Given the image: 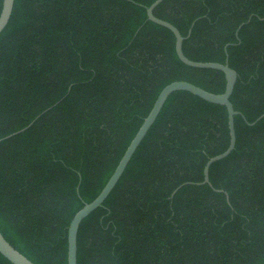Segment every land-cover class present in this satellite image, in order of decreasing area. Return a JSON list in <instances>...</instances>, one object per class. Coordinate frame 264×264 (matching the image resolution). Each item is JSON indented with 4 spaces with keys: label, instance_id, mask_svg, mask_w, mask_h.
<instances>
[{
    "label": "trees",
    "instance_id": "obj_1",
    "mask_svg": "<svg viewBox=\"0 0 264 264\" xmlns=\"http://www.w3.org/2000/svg\"><path fill=\"white\" fill-rule=\"evenodd\" d=\"M154 1L15 0L0 34V138L39 117L0 141V231L36 264H68L70 221L167 84L225 90L224 72L178 58L174 33L148 20ZM154 13L186 37L192 60L225 63L227 49L236 146L202 184L229 145L227 109L170 94L82 221L77 264H264V117L249 124L264 114V0H164ZM0 264L12 263L0 253Z\"/></svg>",
    "mask_w": 264,
    "mask_h": 264
},
{
    "label": "water",
    "instance_id": "obj_2",
    "mask_svg": "<svg viewBox=\"0 0 264 264\" xmlns=\"http://www.w3.org/2000/svg\"><path fill=\"white\" fill-rule=\"evenodd\" d=\"M164 0H155L152 4L149 6H146V12L148 20L153 21L159 25H162L169 30H171L176 38L175 43V49L178 58L186 65L195 67V68H210L215 70H220L224 72L225 78H226V86L225 90L222 93H214L211 91H208L194 83H191L186 80H176L169 84H167L158 94L153 107L151 108L148 115L145 117L143 123L141 124L140 128L138 129L137 133L129 143L128 147L126 148L123 156L121 157L119 163L117 164L114 172L106 182L105 186L102 188L100 193L91 201L84 203V206L79 209L76 214L73 216L72 220L70 221V224L68 226V264H77V251H78V232L80 225L82 221L88 217L94 210L97 208L103 206L105 200L108 198L112 190L117 185L118 181L120 180L121 176L123 175L127 165L129 164L133 154L137 150L138 146L141 144L145 136L147 135L148 131L156 121L159 113L161 112L165 102L167 101L170 94H172L175 91L178 90H185L189 91L192 94H195L202 99L224 105L228 112V125H229V145L226 148L225 151L222 153H219L217 155H214L208 159L204 166V178L201 182L202 184H209L212 185L210 181V167L211 165L219 161L225 157H227L235 148L236 146V130H235V116L240 114L241 112L236 110L234 108L233 103L231 102V95L233 93L235 84L238 79V72L232 68L229 64V55L227 53V59L225 63L216 62V61H196L192 60L189 57L186 56L183 50V43L185 40V36L182 35L180 30L171 22L159 18L155 15L154 10L155 8ZM15 5V0H3L2 10L0 13V34L3 32V30L8 25L13 9ZM195 22H193L192 26ZM243 24L239 26L237 29V36L239 34V30L242 27ZM191 32V30H190ZM189 32V33H190ZM37 116L28 126L25 128L11 133L3 138H0V141L12 137L13 135L20 133L27 129L30 125L34 123V121L38 118ZM264 117V114L260 115L255 121L249 122L250 125L256 124L260 119ZM190 182H186L178 186L174 192L178 189H180L184 184H187ZM218 191H223L222 189H217ZM0 253L7 258L12 264H36L32 260H30L27 256H25L23 253H21L16 247H14L3 235V233L0 231Z\"/></svg>",
    "mask_w": 264,
    "mask_h": 264
}]
</instances>
